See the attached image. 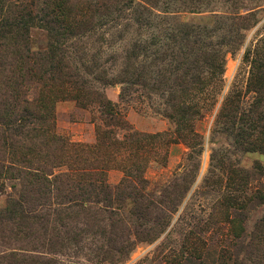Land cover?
<instances>
[{"label":"rangeland","instance_id":"rangeland-1","mask_svg":"<svg viewBox=\"0 0 264 264\" xmlns=\"http://www.w3.org/2000/svg\"><path fill=\"white\" fill-rule=\"evenodd\" d=\"M0 264H264V0H0Z\"/></svg>","mask_w":264,"mask_h":264}]
</instances>
